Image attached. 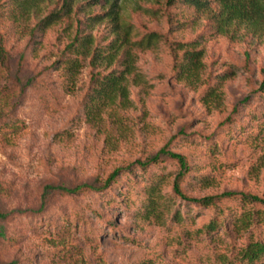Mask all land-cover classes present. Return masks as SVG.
Listing matches in <instances>:
<instances>
[{
  "label": "rangeland",
  "instance_id": "1",
  "mask_svg": "<svg viewBox=\"0 0 264 264\" xmlns=\"http://www.w3.org/2000/svg\"><path fill=\"white\" fill-rule=\"evenodd\" d=\"M21 1L0 0V264H216L235 253L229 243L240 247L245 238L219 243L189 232L219 208L226 216L240 210L238 198L218 195L264 192V140L253 137L264 125V33L236 24L220 32L216 2L197 11L169 0H69L68 8L65 0H34L22 11ZM112 2L116 21L108 14ZM154 31L163 35L154 46L134 44ZM126 35L114 62L93 63L78 52L84 37L91 51H109ZM190 40L203 52L194 84L178 78L183 53L172 52ZM125 49L134 64L128 101L118 93L114 102L91 103L99 86L93 77L124 67ZM75 58L82 62L72 73ZM213 90L218 96L206 104ZM164 148L191 161L187 194L216 198L209 207L177 198L183 219L156 224L137 215L146 186L165 175L170 195L180 166L168 155L145 170L137 161ZM119 167L104 191L59 190L102 185ZM203 175L211 185L197 182Z\"/></svg>",
  "mask_w": 264,
  "mask_h": 264
},
{
  "label": "trees",
  "instance_id": "2",
  "mask_svg": "<svg viewBox=\"0 0 264 264\" xmlns=\"http://www.w3.org/2000/svg\"><path fill=\"white\" fill-rule=\"evenodd\" d=\"M34 0H22L20 2L22 11H28V7L33 6ZM110 2V0H105ZM183 1L184 3L191 5L197 11L208 10L211 6L210 3L216 2L219 5L218 12L214 15L217 29L224 33L230 30V27L234 24L242 26L245 29L252 31L253 33L263 34L264 33V0H169L170 4ZM69 0H65V8H68ZM116 5L114 2L111 4V9L108 14L112 20H117ZM59 16V15H58ZM101 17V15H99ZM50 18V17H49ZM48 18V19H49ZM46 20V22L48 21ZM129 30V29H128ZM128 32V31H127ZM163 35L159 32H151L144 35L136 43L138 46L150 48L160 42ZM128 36L123 39V42L117 44L115 41L111 44L110 50L105 51L104 49L90 50L92 40L89 37H84V40L80 44L81 55L92 56V62L96 63L99 60H106L108 63L114 62L117 59L118 51L123 47L127 46ZM4 35L0 31V62L3 63L6 57V49L4 45ZM77 50V49H76ZM172 52L183 53V59L177 63V76L180 80L188 82V84H194L200 80L201 71L203 68L202 56L203 52L197 48L196 42L185 41L177 42L172 47ZM79 58L72 59L68 65L69 72H76L78 67L81 65ZM121 69H115L102 78L93 77L95 84L99 83L98 87H95L94 93L90 98L92 103L95 99L105 100L114 102L116 96H121L123 102L128 101V90L126 86L127 73L132 72L133 55L129 49L124 50V59ZM258 93L261 98L264 99V81L261 83ZM217 95V91H211V94L206 96L205 103L209 104L212 95ZM209 96V98H208ZM218 96V95H217ZM100 102V101H99ZM89 104L87 103L86 107ZM256 117V115H253ZM264 125L261 128V132L253 136L256 138L255 142L259 143V138L264 140ZM210 152H215L217 149L214 146L210 147ZM168 155L176 160L180 166V171L173 178V188L170 195H166L163 192V186L166 185L167 176L163 175L155 181H152L146 186V193L141 200L140 208H138L137 215L150 223L164 224L168 216L171 220L180 221L183 219V215L180 211L174 209L177 198H181L186 202H196L200 205L211 206L215 203L216 196H206L203 198L193 197L186 193L184 189V182L191 170L192 164L189 158L178 152H173L161 149L158 153L148 158L146 161L138 160L137 163L142 169H146L149 164L160 161L161 156ZM129 168L126 169V171ZM261 167L259 165H253V172L258 175ZM122 168H116L105 183L102 185L96 184H82L74 188L60 187L59 190L62 193H84L88 191H104L108 189L116 182L117 177L121 173ZM197 182L202 185L209 186L212 184V180L208 176L197 177ZM219 198H233L239 199L240 210L231 211L230 216H226L222 209H218V213L215 217L211 218L207 223L196 228L194 231H190L189 234L199 240L198 237L203 236L205 238H211L219 243L224 242L225 237H231L233 235L236 239H244L240 247L236 245V241L229 243V248L232 247L233 252L229 257H220L216 264H264V192L262 194H254L247 192H235L229 191L218 195ZM175 210V211H174ZM5 214L0 213V217H4ZM260 227L263 230L260 231ZM259 230L261 233H258ZM0 237H5V233L0 229ZM201 237V238H203ZM231 246V247H230ZM239 247V248H237ZM216 261V260H215Z\"/></svg>",
  "mask_w": 264,
  "mask_h": 264
}]
</instances>
